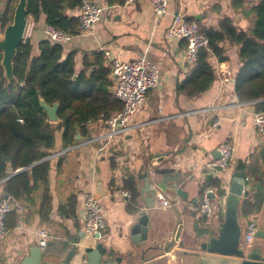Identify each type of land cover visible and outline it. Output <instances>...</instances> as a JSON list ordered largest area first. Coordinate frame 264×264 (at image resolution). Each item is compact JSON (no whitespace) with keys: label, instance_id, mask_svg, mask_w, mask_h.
<instances>
[{"label":"crops","instance_id":"crops-1","mask_svg":"<svg viewBox=\"0 0 264 264\" xmlns=\"http://www.w3.org/2000/svg\"><path fill=\"white\" fill-rule=\"evenodd\" d=\"M82 1L105 7L107 12L93 30L63 45L65 54L76 53L75 74L78 76L84 70L85 55L102 54L113 94L111 64L105 54L126 62L145 57L159 68V85L148 92L127 130L110 142L102 120L90 123L87 136L78 135L76 145L67 150L62 147V131L57 132L56 147L44 160L50 164L48 184L32 190L18 202L21 208L16 210L17 223L8 229L0 244V264H20L29 257L39 247L41 229L51 235L49 246L43 251L47 260L64 264L69 249L76 245L79 254L71 264H79L82 252L95 247L84 235L86 192H93L100 199L106 220L101 242L110 257L121 258L120 264H203L197 257L205 253L200 248L203 235L207 229L216 232L223 222L227 196L239 165L244 166L249 179L248 191L238 206L239 223L243 231L248 220H256L263 237L257 239L255 249H260L264 256V203L256 214H241L247 194L264 190V140L254 127V103H240L234 91V77L241 67L240 48L223 43L227 60H210L216 81L204 94L190 97L180 89L193 68L187 62V42H169L166 38L178 13L203 29L219 30V24L229 19L239 31L248 32L253 19L246 12L260 0H169L167 14L159 22L154 19L149 0L122 5H111L108 0ZM80 12L77 9L69 16H78ZM45 19L42 16L36 23L29 19L25 39L31 40L35 54L38 44L46 39ZM216 121L220 125L214 128ZM50 123L57 126L60 121ZM226 141L235 145L230 167L207 174L204 166L219 158L218 148ZM156 171L162 174L155 175ZM17 173L7 170L8 177L0 181V192H5L6 180ZM27 173L31 176L32 167ZM210 181H219L225 195H215L216 214L206 219L199 206L201 191L212 187L208 185ZM147 183L152 190L156 189L154 196L145 192ZM158 184L165 190L159 189ZM129 188L137 194L133 201L122 196ZM47 192L52 211L45 222L39 211ZM158 194L171 200L172 206L159 208ZM72 196L76 197V209L72 217H65L61 208ZM140 213L149 217L148 238L134 243L131 232ZM9 224L12 225L11 219Z\"/></svg>","mask_w":264,"mask_h":264},{"label":"trees","instance_id":"trees-1","mask_svg":"<svg viewBox=\"0 0 264 264\" xmlns=\"http://www.w3.org/2000/svg\"><path fill=\"white\" fill-rule=\"evenodd\" d=\"M14 1H0L3 28L13 19ZM108 2L111 5L125 3L124 0ZM83 3L82 0H28L27 18L36 23L45 16L47 26L76 37L81 31L80 14L69 16V12L81 11ZM246 15L253 19L248 32L239 31L229 19L219 24V30L201 28L209 40V47L200 51L189 79L180 88L183 93L195 97L212 87L216 72L210 60L212 57L219 62L227 60L222 47L227 42L240 48L241 67L234 77V91L239 102L254 103L257 113L264 111V0H260ZM37 48L38 54H35L29 38L20 45L14 59L15 79L10 82L4 77L0 53V181L8 177V164L14 171L22 170L8 178L5 184V193L17 202L23 201L32 190L47 186L50 164L44 160L56 147L58 131H62V147L67 150L76 145L78 135L87 136L90 123L106 121L122 109L121 102L110 92V72L105 67L102 54L85 55L84 70L77 76L74 51L65 54L63 45L54 44L48 38ZM41 100L48 106L59 105L57 116L60 123L57 126L49 122ZM29 167H32L31 176L27 173ZM238 171L244 173V166L239 165ZM208 185L214 188L218 198L225 195L219 181H210ZM129 192L131 200H135L136 192L131 188ZM263 203L264 190H258L254 195L247 194L241 205V214L244 217L256 214ZM75 209L76 197L72 196L60 213L72 217ZM16 210L6 219L7 230L17 223ZM51 211V197L47 192L39 211L45 222L49 221ZM10 219L12 225L9 224Z\"/></svg>","mask_w":264,"mask_h":264},{"label":"built area","instance_id":"built-area-1","mask_svg":"<svg viewBox=\"0 0 264 264\" xmlns=\"http://www.w3.org/2000/svg\"><path fill=\"white\" fill-rule=\"evenodd\" d=\"M134 1L136 0H124L125 3ZM149 1L153 8L155 21H161L167 14L169 0ZM106 12L107 8L85 1L80 12V34H86L93 30L102 21ZM44 34L52 43L60 45H65L74 38V36L51 26L44 28ZM166 38L169 42L175 39L187 42V62L190 66L196 64L200 51L209 47V40L201 32V27L196 22L187 21L180 13L174 15L173 23L167 31ZM105 58L111 64V75L114 80L113 95L122 104L120 111L114 113L106 121H103L108 129L107 140L110 142L127 130L130 121L145 103L148 92L158 87L160 71L154 63L145 57L126 62L118 58H111L110 54L106 53ZM224 82L226 81L223 80ZM219 125V121H216L213 127L217 128ZM254 127L260 138L264 140V111L255 114ZM218 152L219 158L207 162L204 166V171L207 174H217L230 167L235 152V145L231 141H226L219 146ZM19 171L21 170H17L16 172ZM245 182L249 183L247 177ZM247 184L244 188V194L248 191ZM211 195L215 196L214 189L212 187L204 188L202 201L199 206L200 212L207 219L212 218L216 214V206L210 197ZM122 196L128 199L131 198V194L128 191H123ZM83 199L85 209L84 235L87 239L94 242L96 246L101 241L102 233L106 229L104 209L100 199L93 192L84 193ZM156 200L158 207L161 209H167L172 206L171 200L161 194L157 195ZM20 208V204L12 196L5 192H0V244L5 240L8 231L6 229L8 215L13 210ZM258 232L259 227L256 220H248L245 223L240 244L245 252L248 253L255 249ZM38 236V246L42 251H45L49 246L51 235L46 229H41Z\"/></svg>","mask_w":264,"mask_h":264},{"label":"water","instance_id":"water-1","mask_svg":"<svg viewBox=\"0 0 264 264\" xmlns=\"http://www.w3.org/2000/svg\"><path fill=\"white\" fill-rule=\"evenodd\" d=\"M28 0H19L15 8L13 19L4 28L3 14L0 12V53L2 54L1 66L4 70V77L7 81H13L14 77V59L17 55L18 48L24 42L29 19L27 18ZM76 78V76L74 77ZM42 108L45 110L49 122H57L58 104L48 106L43 100L40 101ZM80 137L78 136L77 139ZM159 158H163L160 156ZM11 166H7V170L11 171ZM155 175H161L158 171ZM246 175L237 172L231 183L229 194L226 200V213L223 222L219 225L218 230L208 232L203 235L200 248L205 252L204 255H198L203 264H264V256L260 249H253L246 253L240 246L242 230L239 223L238 206L240 199L245 195L244 188ZM159 189L164 191L162 185H157ZM145 192L153 195L156 189H151V184L147 183ZM181 195V192L178 191ZM215 198L214 195L210 196ZM98 198V197H97ZM99 199V198H98ZM140 220L132 228V241L134 243L145 242L148 238L149 217L145 213H140ZM100 237V236H99ZM258 238L263 237L262 231L257 234ZM177 238V237H176ZM101 239V238H100ZM79 249L73 245L66 256L64 264H71L79 254ZM108 248L100 241L94 248H86L82 252L79 264H120L121 258L113 259ZM44 257L43 251L37 247L31 255L22 260L20 264H56Z\"/></svg>","mask_w":264,"mask_h":264},{"label":"rangeland","instance_id":"rangeland-1","mask_svg":"<svg viewBox=\"0 0 264 264\" xmlns=\"http://www.w3.org/2000/svg\"><path fill=\"white\" fill-rule=\"evenodd\" d=\"M18 1H19V0H15L14 3H13V6H12V8H13V9H12V14H14V11H15V8H16V6H17V4H18Z\"/></svg>","mask_w":264,"mask_h":264}]
</instances>
